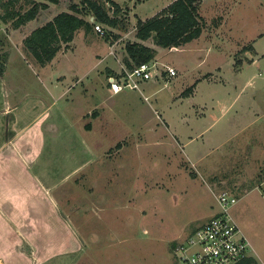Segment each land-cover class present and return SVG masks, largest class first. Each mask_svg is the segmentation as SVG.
I'll return each instance as SVG.
<instances>
[{"label": "rangeland", "instance_id": "obj_1", "mask_svg": "<svg viewBox=\"0 0 264 264\" xmlns=\"http://www.w3.org/2000/svg\"><path fill=\"white\" fill-rule=\"evenodd\" d=\"M115 1L126 28H82L45 66L24 38L53 11L0 16V264H181L223 192L264 264V0H201L199 38L142 41L177 75L118 95L138 20L174 0Z\"/></svg>", "mask_w": 264, "mask_h": 264}, {"label": "trees", "instance_id": "obj_2", "mask_svg": "<svg viewBox=\"0 0 264 264\" xmlns=\"http://www.w3.org/2000/svg\"><path fill=\"white\" fill-rule=\"evenodd\" d=\"M19 1L0 0L1 19L11 23L16 29L36 19L42 10L48 9V3L61 5L64 0H29L31 6L25 10L21 6L17 7ZM69 1V10L58 12L24 38L25 48L41 66L51 62L64 44H70L77 31L82 28L89 32L94 29L96 23L126 28L120 15L122 6L115 0ZM200 2L201 0H174L155 16L146 20L139 19L136 36L140 41L126 43L125 65L132 69L155 59L157 49L142 42L149 38L153 37L155 44L164 48L179 47L199 38L203 33ZM3 72L4 67L0 65V74ZM188 91L190 90H187L186 94H189ZM90 127L88 124V128ZM238 264L258 263L254 257L246 256Z\"/></svg>", "mask_w": 264, "mask_h": 264}, {"label": "built area", "instance_id": "obj_3", "mask_svg": "<svg viewBox=\"0 0 264 264\" xmlns=\"http://www.w3.org/2000/svg\"><path fill=\"white\" fill-rule=\"evenodd\" d=\"M95 28L100 35H106L102 24L96 23ZM177 73L174 66L159 64L155 59L132 69L124 64L119 73L110 77L109 88L116 94L127 89L141 90L142 82L165 76L173 77ZM236 201V197L227 192L221 194L223 210L195 229L177 246L176 252L181 264H238L248 256L250 243L244 235H240V227L232 220L226 208Z\"/></svg>", "mask_w": 264, "mask_h": 264}, {"label": "crops", "instance_id": "obj_4", "mask_svg": "<svg viewBox=\"0 0 264 264\" xmlns=\"http://www.w3.org/2000/svg\"><path fill=\"white\" fill-rule=\"evenodd\" d=\"M49 4V7H48V10L49 11H53V13H50V17L48 18V19H46L45 20V18L42 20V19H39L38 20V23H36L37 25H34L33 27H29V32H27V35L34 29V28H36V27H38V26H40V25H42V24H44L46 21H48V20H50V19H52L58 12H60V11H63V10H69V9H64V8H58V6H57V4H54V3H48ZM55 6V8L57 7V9L56 10H52V6ZM59 6H61V5H59ZM54 8V9H55ZM45 10H47V9H44V10H42L41 12H40V14L43 12V11H45ZM40 18V17H39ZM91 19H93V17L91 18ZM45 20V21H44ZM24 27H25V25H24ZM24 30H26V29H24ZM26 35V36H27ZM110 89V88H109ZM118 95V94H117ZM249 256H252V257H254L255 259H256V261H257V263L258 264H260V262L258 261V259L255 257V256H253L252 254H249Z\"/></svg>", "mask_w": 264, "mask_h": 264}, {"label": "water", "instance_id": "obj_5", "mask_svg": "<svg viewBox=\"0 0 264 264\" xmlns=\"http://www.w3.org/2000/svg\"><path fill=\"white\" fill-rule=\"evenodd\" d=\"M93 20H94V18H93Z\"/></svg>", "mask_w": 264, "mask_h": 264}]
</instances>
